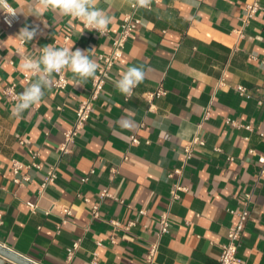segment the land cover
I'll return each instance as SVG.
<instances>
[{
    "label": "crops",
    "instance_id": "1",
    "mask_svg": "<svg viewBox=\"0 0 264 264\" xmlns=\"http://www.w3.org/2000/svg\"><path fill=\"white\" fill-rule=\"evenodd\" d=\"M9 1L21 20L9 28L0 17V79L17 82L19 93L30 83L23 79L20 55L36 57L46 44H74L73 51L91 50L90 58L99 65L98 54L110 52L131 7V0H98L113 17L108 34L100 35L79 19L52 11L43 12L41 20L28 15L32 0ZM252 1L151 0V7L139 8L142 22L71 153L60 151L63 133L90 94L93 78L74 86L73 74L64 71L67 88L51 85L43 101L19 118L11 115L15 102L0 95V243L40 264H148L160 215L169 211L170 231L161 235L153 264H219L220 245L235 221L229 209L248 202L238 255L246 264H264V174L258 162L264 154V0L245 36L235 32ZM26 25L39 26V32L22 44L15 36ZM132 66L142 67L145 78L126 99L115 82ZM238 85L248 92L242 94ZM160 86L167 93L149 100L147 93ZM228 117L253 130L227 123ZM121 118L132 119L134 128H121ZM132 134L138 144L131 143ZM195 135L206 143L187 159L184 147ZM36 151L43 168L25 171L32 181L17 185L12 159L29 162ZM53 164L58 177L39 193L38 184ZM177 168L181 174L170 177ZM85 175L89 179L82 181ZM176 181L188 191L171 201ZM104 189L116 198L101 199ZM96 203L99 217L92 214ZM141 209L146 214L139 215ZM131 220L135 225L126 229ZM76 241L79 248L68 261V248ZM0 264L19 263L0 254Z\"/></svg>",
    "mask_w": 264,
    "mask_h": 264
},
{
    "label": "built area",
    "instance_id": "2",
    "mask_svg": "<svg viewBox=\"0 0 264 264\" xmlns=\"http://www.w3.org/2000/svg\"><path fill=\"white\" fill-rule=\"evenodd\" d=\"M0 6L2 8L0 12V17L2 22L9 28H13L20 20L21 15L16 7L9 0H0ZM151 7V5H150ZM262 9L260 0H254L250 3H247L244 8L243 16L241 17L240 26L235 29V32L239 37H244L246 29L249 28L256 16V14ZM139 9L130 7V10L126 12L123 16L122 24L118 35L113 39L112 47L110 52L108 53H99L98 58L100 61L99 68L95 77L92 79V90L90 94L85 97L77 106L75 119L71 123L70 127L67 128L63 133V141L60 145V151L62 154H68L73 152V145L76 142V138L79 135L80 131L84 128L87 121L91 118L95 101L100 97L102 92L105 89V85L107 83L108 76L111 71L115 67L116 63L119 61L121 56L124 53V49L127 41L130 36L137 30L139 25L142 22V19L139 15ZM16 13L12 15L10 13ZM7 21H11L9 24ZM109 30H107L103 35H107ZM69 40V36L65 38V41ZM23 44L24 42L21 41ZM251 58L255 61H259V56L257 54H251ZM264 63V60H261ZM33 77L32 73L24 72L23 79L26 82H31ZM69 83V79L65 72L53 74L52 87L56 89H66ZM237 89L242 93H247L248 89L243 85H238ZM134 91V90H133ZM167 90L160 86L155 91H150L147 93V98L149 100L154 99L155 97H159L165 95ZM17 94H19L17 89V82H8L5 83L0 79V95L2 97H7L10 101L15 102ZM126 99H129L126 96ZM262 103V101H260ZM153 105L150 107L152 108ZM58 109H61L59 106ZM226 122L234 125L235 127H245L249 130H253L252 125L240 123L230 117L226 119ZM264 136V133H261ZM140 139L137 134L131 135V143L138 144ZM206 141L200 135H195L191 141H189L185 147L184 152L186 158H190L194 153L196 146L205 145ZM216 150H221L220 148H216ZM250 154L255 155L258 153L255 149L249 150ZM39 152L36 151L32 154L31 160L29 162H23L18 159H12L11 165L14 173L13 181L19 186H23L32 181L31 177L25 173V171L29 169H37L41 170L43 168V163L38 159ZM258 162L262 165L260 170L261 174H264V154L258 155ZM93 172V170L91 171ZM181 174V169L177 168L172 171L169 176H179ZM58 177V168L57 165L53 164L46 169L44 172L39 184H38V192L43 193L48 186L51 185L52 182L56 180ZM89 176L85 175L82 177V181H87ZM188 191V187L182 185L179 181H176L173 184L171 189L170 200L175 201L180 198L181 192ZM101 199L104 198H116L112 193H110L107 189H104L100 193ZM249 198V195H248ZM87 202L90 201L89 198L85 199ZM32 211L37 210V205L32 202H27ZM63 212L66 215H71V209L69 206L62 207ZM229 212L235 216L234 223L228 228L226 233V240L220 245V257L219 264H246L244 259H242L238 255V245L240 243L245 225L250 215L248 202L244 203V206L240 209H229ZM92 214L94 217H99L100 215V204L96 203L92 206ZM146 214L145 210H140L139 215ZM66 221V219H64ZM112 223L116 226L120 225V222L113 220ZM136 221L131 220L124 227L129 229L133 225H135ZM170 231V214L169 211H165L160 215L159 218V229L157 232V237L153 240L147 250L146 261L148 264H153L160 248V237L163 234L169 233ZM80 241H76L72 247L68 248L67 260L70 261L75 253V251L79 248ZM96 257H94V260Z\"/></svg>",
    "mask_w": 264,
    "mask_h": 264
},
{
    "label": "clouds",
    "instance_id": "3",
    "mask_svg": "<svg viewBox=\"0 0 264 264\" xmlns=\"http://www.w3.org/2000/svg\"><path fill=\"white\" fill-rule=\"evenodd\" d=\"M134 8H149L151 0H131ZM52 11L60 16L79 19L89 31L96 30L103 35L112 23L113 17L98 6V0H32L29 14L41 20L43 12ZM15 15L16 13H10ZM27 15V16H28ZM9 24L11 21H7ZM71 22V21H70ZM39 32V26H24L19 29L15 38L30 43ZM82 34V33H81ZM74 45V44H73ZM71 47L57 48L53 44H46L39 49V55H20V68L32 73L34 79L22 92L17 94L11 109V115L19 118L31 107L40 104L51 86L53 74L70 71L76 81L74 86L84 85L90 78H94L99 65L90 58L89 52ZM145 78L142 67L132 66L120 75L115 82V88L123 95L130 97L133 90ZM120 127L126 130L134 128V121L130 118H121ZM188 130H185L187 134Z\"/></svg>",
    "mask_w": 264,
    "mask_h": 264
},
{
    "label": "water",
    "instance_id": "4",
    "mask_svg": "<svg viewBox=\"0 0 264 264\" xmlns=\"http://www.w3.org/2000/svg\"><path fill=\"white\" fill-rule=\"evenodd\" d=\"M0 254L19 264H40L0 243Z\"/></svg>",
    "mask_w": 264,
    "mask_h": 264
}]
</instances>
